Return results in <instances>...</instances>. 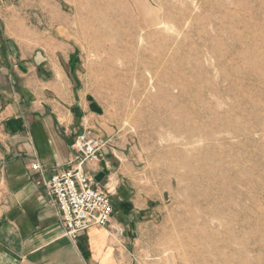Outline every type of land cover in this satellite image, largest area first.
<instances>
[{"label": "rangeland", "instance_id": "1", "mask_svg": "<svg viewBox=\"0 0 264 264\" xmlns=\"http://www.w3.org/2000/svg\"><path fill=\"white\" fill-rule=\"evenodd\" d=\"M51 1L28 23L66 30L71 72L157 198L136 252L264 264V0Z\"/></svg>", "mask_w": 264, "mask_h": 264}, {"label": "crops", "instance_id": "2", "mask_svg": "<svg viewBox=\"0 0 264 264\" xmlns=\"http://www.w3.org/2000/svg\"><path fill=\"white\" fill-rule=\"evenodd\" d=\"M38 1L0 0V264H146L132 232L157 198L139 185L126 136L71 72L66 30L28 23ZM83 130L106 143L102 158L82 168L114 194L115 213L71 240L43 180L77 164L72 145Z\"/></svg>", "mask_w": 264, "mask_h": 264}, {"label": "built area", "instance_id": "3", "mask_svg": "<svg viewBox=\"0 0 264 264\" xmlns=\"http://www.w3.org/2000/svg\"><path fill=\"white\" fill-rule=\"evenodd\" d=\"M105 144L102 139L83 130L72 145L78 154L77 164L43 180L60 212L64 233L71 240H76L80 233L93 225L107 226L115 213L114 194L99 186L82 168L84 162L102 158ZM31 167L34 170L42 168L38 161Z\"/></svg>", "mask_w": 264, "mask_h": 264}, {"label": "bare ground", "instance_id": "4", "mask_svg": "<svg viewBox=\"0 0 264 264\" xmlns=\"http://www.w3.org/2000/svg\"><path fill=\"white\" fill-rule=\"evenodd\" d=\"M135 2H138V0H135Z\"/></svg>", "mask_w": 264, "mask_h": 264}]
</instances>
